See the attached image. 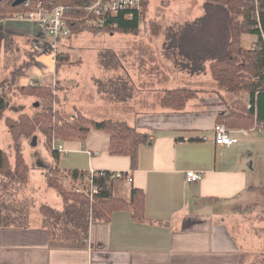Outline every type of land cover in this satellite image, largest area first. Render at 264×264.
Returning <instances> with one entry per match:
<instances>
[{"label": "crops", "instance_id": "1", "mask_svg": "<svg viewBox=\"0 0 264 264\" xmlns=\"http://www.w3.org/2000/svg\"><path fill=\"white\" fill-rule=\"evenodd\" d=\"M7 22L16 24L7 26L6 36L30 40L31 44L34 39L36 46L39 45L38 40H43L46 48L50 49L35 54L33 50L24 52L12 44L6 47L5 42L10 55L20 53L28 56L31 53L32 65L37 64L29 77L25 73L29 64H23L19 67L22 71L7 79L14 90L30 85L59 84L62 89L57 92L61 98L58 106L66 119L70 113L72 119L80 113L99 121H127L141 131H149L151 141L140 146L135 169L130 157L110 155L111 136L108 132L91 127L86 142L60 143L65 149V152L58 150L60 155L68 153L65 164L59 165L62 183L76 184L77 190L90 186L93 172L107 170L131 174L132 182L115 181L114 194L129 199L133 187L142 189L145 193V217L135 220L129 208L117 210L109 222L92 223L88 240L75 246L53 241L43 226L39 211H31L30 227H0V264H246V252L257 246V233L252 230L251 217L256 215L258 203L244 206L248 202L244 198L256 190L264 196V187L262 183H254L253 172L248 168L249 162L244 155V145H241L255 132L243 136L232 146L216 145L212 140V129L218 122V115L224 112V106L220 104L221 92L200 90L201 94L190 100L184 110L173 111L159 103L160 96L169 89L164 87L156 102L160 109L145 112L142 105L155 100L145 93L146 82L143 83L141 77L145 67L137 63L123 65L121 73L133 79L136 94L129 101L121 102L125 104L122 106L107 95L97 93L98 75H88V80H83L81 75L86 65L81 63V53L72 49V37L58 42V54L55 56L52 42L48 41L52 37L47 38L40 24L33 23L41 27L35 29L18 23L28 21L13 19L3 23ZM245 36L249 41L247 44L243 41V46L253 49L257 36L245 34L243 38ZM4 39L5 36H0V41ZM62 44L68 50L62 51ZM59 54L68 58H64L57 68ZM93 68L92 71H97L102 67L94 65ZM168 79L163 77L159 81ZM207 83L212 85L209 80ZM242 97L248 99L246 94ZM262 132L264 130L259 131ZM204 135H208L209 140L204 141ZM254 141L262 143L264 138L248 142ZM256 154L259 155V151L255 150ZM69 170H82L89 175L75 179ZM190 170L203 172V178L188 182L186 173ZM24 196L35 198L30 192ZM205 198L216 201H203ZM57 202H61L59 197ZM217 207H222L219 215L213 209Z\"/></svg>", "mask_w": 264, "mask_h": 264}, {"label": "trees", "instance_id": "2", "mask_svg": "<svg viewBox=\"0 0 264 264\" xmlns=\"http://www.w3.org/2000/svg\"><path fill=\"white\" fill-rule=\"evenodd\" d=\"M38 1V0H33ZM50 6L68 5L72 11L69 15L79 16L84 12H73L77 5L90 0H42ZM14 0H0V20L10 13L24 9L23 5L13 6ZM205 13L194 21L171 28L168 32V44L165 55L181 69L192 75L209 74L212 80L224 90L221 94L224 112L218 115L217 124L223 123L232 129L250 128L255 123L264 125V0H205ZM150 0H143L142 13L146 15ZM141 15L135 12L132 19H126L123 14L112 19L117 27L107 28L72 27L73 35L83 31L93 33L117 31L129 34H139L141 31ZM110 25V22L108 23ZM77 29V30H75ZM113 29V30H112ZM257 36L256 49L243 46V35ZM8 43L19 47L12 37L6 36ZM259 47H261L259 49ZM58 65L67 55L59 54ZM32 63V61H30ZM28 62H25L26 66ZM29 66V65H28ZM26 66V67H28ZM108 68V65H106ZM114 67L110 63L108 69ZM21 68L16 69L18 74ZM105 80H97V86L107 97L117 103L129 101L133 97L135 83L131 77L123 75ZM62 87L59 84L30 85L17 87L23 97H37L43 101V110L32 116L21 114L18 118L7 116L5 124L12 136L15 150V163L12 164L8 153L0 148V227L31 226V210L37 208L43 220V226L53 241L66 245H83L89 238L92 223L109 222L113 212L124 208L132 211L135 220L145 217V193L142 189L133 187L131 197L125 199L114 194V180L110 171L95 172L93 183L99 192L92 202L84 192L66 189L58 177L48 178L47 183L54 188L63 199V206L57 208L48 202L38 205H26L23 200L12 199L20 189L30 183V167L24 157V141L34 134L41 133L48 147L69 141L86 142L91 127L108 132L111 136L109 153L112 156H128L132 159V168L137 167L139 149L142 144L151 141L149 131H141L127 121L107 119L96 120L76 114L77 123L64 121L53 103H59L57 92ZM201 94L200 90L179 87L167 89L161 96L160 105L173 111H182L190 100ZM246 94L247 100L241 98ZM248 104L251 105L248 108ZM124 104V103H121ZM9 103L0 96V120L3 119ZM64 121V123L62 122ZM88 125V127L86 126ZM52 156L56 165L52 168L56 173L59 167L60 153L52 147ZM75 179H83L89 174L82 170H69ZM23 191V190H22ZM9 196V198H8ZM32 197L33 196H28ZM203 201L213 202L214 198ZM252 230L257 233V246L247 251L246 264H264V213L251 217ZM256 223V225L254 224Z\"/></svg>", "mask_w": 264, "mask_h": 264}, {"label": "rangeland", "instance_id": "3", "mask_svg": "<svg viewBox=\"0 0 264 264\" xmlns=\"http://www.w3.org/2000/svg\"><path fill=\"white\" fill-rule=\"evenodd\" d=\"M205 3V0H150L148 12L146 15L142 13L140 22L141 33L139 34L122 33L114 28L115 31L112 32L103 31L93 33L87 30L78 35H72L74 45L71 47L81 53L83 56V61L81 63L86 65V70L82 72L81 77L84 81L88 80V75L94 74L98 75L96 78H100V80L110 79L115 76L120 77V75L127 77L121 73L123 71L122 69H124L123 65L127 66L141 63V65L145 67L144 72L141 73L143 83L146 82L144 85L145 93L151 100H155L154 103L146 102L142 105V110L145 112H157L160 109V106L158 105L159 103L156 102L158 101L157 97L160 96L162 88L164 87L169 89L186 87L189 89L207 90L209 92L214 91V93L215 91L224 93V90L213 82L209 74L198 75L199 77L197 75H192L181 69L165 55L166 45L169 40V30L171 28H175V26L184 24L188 21H194L203 16L205 13ZM15 13L16 12L10 13L7 18L0 20L1 37L5 36V38H7L6 34L9 29L7 26L10 24H16V22L3 23L7 20H13ZM18 23L28 26L30 25L35 29L41 28L37 24L29 22ZM1 27L3 28L1 29ZM46 34L49 39L51 36L47 32ZM7 36L12 37L11 35ZM44 38L46 39V36ZM12 39L14 43H18L20 41L22 42L21 45L18 44V48L24 49V52L33 50L36 52L35 54H39L46 50L50 51L48 46L46 48L43 40H38L39 45L36 46L37 43L34 39L32 44L30 40H22L20 38L16 39L13 37ZM243 39L245 44H247L249 37L245 36ZM48 41L53 42L52 39ZM5 42L8 43L6 39L0 41V96L9 103V107L5 111L3 119L0 120V148L4 149L8 153L11 163L14 164L15 150L13 147L12 136L5 124V119L7 116L18 118L21 114L25 113L32 116L37 112H41L44 104L43 101L37 97H23V95L14 90L13 85L7 81L9 77L13 76L16 68L18 69L19 67L24 66L23 64L25 62H28L29 64L27 70L25 71L27 77L31 75L33 66L37 64L32 65L33 62L30 63V61H33L31 59V53H28V56H24V54L20 53H13L10 55L5 48ZM61 49L62 51L68 50L65 48L64 44L61 45ZM253 49H256V46H254ZM166 59L169 60L170 63L166 61ZM110 63L114 67L113 69H108ZM94 65H101L102 68H99L97 71H92L91 69H94ZM106 65H108V68ZM76 70L77 66L75 68V71ZM163 77H168L169 79L165 82L159 81V79ZM208 80L212 85L207 83ZM96 91L99 95H105V93H103L99 88V85L97 86ZM154 93L156 94L154 95ZM135 94L136 92L133 95ZM58 97V102L60 103L61 98L60 96ZM241 98L243 97L241 96ZM36 102L39 103V106H36ZM59 103H53L54 110L58 111L64 121H68L73 124L77 123L75 119L70 118L72 113L67 116L68 119L64 117V113L59 110ZM128 104L129 103H127V105ZM122 106H125V104ZM153 120L155 119L153 118ZM64 121L62 122L64 123ZM253 127H255V125ZM253 127L245 129H251ZM230 129L232 128L230 127ZM34 136L35 134L24 141V157L30 167V183L24 189H20V191L15 194V198H13L14 195L12 191L8 193L11 194L12 199L23 200L26 205L28 203L33 205V201L36 202V204L37 202L39 204L43 201L48 202L57 208H61L63 206V199L59 193L47 183V179L53 177H58L60 181H62V172L56 173V171L52 170V168L55 167V162L51 153L53 146L48 147L46 145L45 137L41 133L36 134L37 144H33ZM258 138H264V132L252 133L247 140H256ZM248 141H245L242 144L240 143L241 145H244V155L246 160L249 162L248 168L253 172L254 183H262L264 187V142L260 143V141ZM255 150L259 151V155H254ZM67 156L68 153L61 154L59 162L60 166L65 164V158H67ZM62 185L69 190H73L78 187L76 184L69 185L68 182L63 183ZM28 192L33 193L36 200L32 197L24 196V194ZM58 197L60 198L62 204L61 202L60 204L57 202ZM244 200L245 202L248 201L244 206L257 202L258 205L255 209L256 214L264 213V196L260 190H256L252 195H246ZM213 209L216 210L215 213H218V215L221 214L220 210H222V207ZM36 210L39 211L37 208H34L31 211L35 212Z\"/></svg>", "mask_w": 264, "mask_h": 264}, {"label": "built area", "instance_id": "4", "mask_svg": "<svg viewBox=\"0 0 264 264\" xmlns=\"http://www.w3.org/2000/svg\"><path fill=\"white\" fill-rule=\"evenodd\" d=\"M258 2V0H256ZM24 9L16 12L13 19L38 23L42 26L44 32L46 31L53 39L51 48L58 54V42L63 39L71 38L73 35V28L76 26L92 27V28H107V26L117 27V23L111 20L123 14L126 19H132L135 12L139 15L142 13L143 0H90L84 2L82 5H77L75 12H84L81 16H72L68 13L72 11L68 5L59 4L50 6L48 3L38 0H27L22 3ZM110 22V25L108 23ZM45 32V33H46ZM261 47H264V35H262ZM259 47V49L261 48ZM251 105L248 104V108ZM264 130L263 124H255L251 129H230L224 124H216L212 129V140L216 145L232 146L241 141L243 136L249 135L252 132H259ZM204 141L209 140L208 135L202 137ZM54 149L60 152H65L63 144H56L53 142ZM111 180L132 182L131 174L118 171H110ZM95 172L92 173L91 184L88 188H78L77 191L84 192L89 196L92 202H95V195L99 192L98 187L93 183ZM204 176L203 172L190 170L186 173L188 182L200 181Z\"/></svg>", "mask_w": 264, "mask_h": 264}, {"label": "water", "instance_id": "5", "mask_svg": "<svg viewBox=\"0 0 264 264\" xmlns=\"http://www.w3.org/2000/svg\"><path fill=\"white\" fill-rule=\"evenodd\" d=\"M25 1H27V0H14L13 6L21 5ZM36 106H39L38 102H36ZM33 144H37V136L36 135L33 137Z\"/></svg>", "mask_w": 264, "mask_h": 264}]
</instances>
